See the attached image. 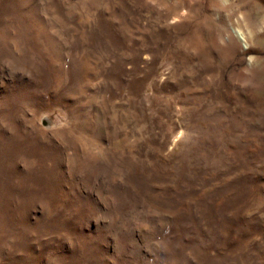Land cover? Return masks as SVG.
<instances>
[{"label": "rangeland", "instance_id": "rangeland-1", "mask_svg": "<svg viewBox=\"0 0 264 264\" xmlns=\"http://www.w3.org/2000/svg\"><path fill=\"white\" fill-rule=\"evenodd\" d=\"M0 264H264V0H0Z\"/></svg>", "mask_w": 264, "mask_h": 264}]
</instances>
